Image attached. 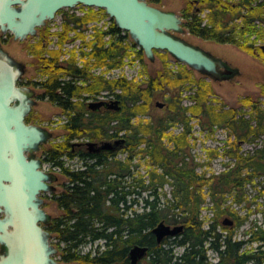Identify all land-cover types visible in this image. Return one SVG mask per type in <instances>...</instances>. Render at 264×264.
<instances>
[{
	"label": "trees",
	"instance_id": "1",
	"mask_svg": "<svg viewBox=\"0 0 264 264\" xmlns=\"http://www.w3.org/2000/svg\"><path fill=\"white\" fill-rule=\"evenodd\" d=\"M184 2L183 32L212 42L232 44L253 54L263 52L257 41L264 40V0ZM98 10L106 14L104 9ZM67 18L62 35L75 28L69 27V22L79 25L90 16ZM41 29L40 38L30 47V52L34 63L47 76L44 81L33 84L42 89L41 99H47L65 115L63 138L45 151V160L59 167L67 180L61 191L52 193L61 214L50 217L44 225L55 238L58 260L130 264L128 251L132 245L140 244L146 245L148 251L138 264H264V226L254 222L246 231V240L236 239L235 228L249 218L250 212L240 215L227 203L231 198L235 204H242L246 201L245 187L259 176L264 180V143L246 153L240 147L242 142L264 134V103L244 97L242 103L250 107L248 114L233 107L211 105V84L204 79H194L195 71L185 65L175 71L168 69L166 60L170 55L161 50H154L161 67L148 73L143 82L91 75L89 62L116 67L129 54L127 49L131 45L125 41L127 32L122 34L113 19L108 30L96 31L95 43L81 66L72 56L66 63H59L57 51L43 57L48 41L47 28ZM107 34L110 38L105 41L103 36ZM138 52L143 55L141 49ZM146 67L144 63V69ZM62 74L83 76L84 81L81 84L73 79L66 81ZM193 84L196 87L188 96L193 103L183 105L181 89H191ZM101 89L120 90L116 95L121 104L119 110L93 111L79 98L82 92ZM154 92L159 93L167 113L146 120L135 119L138 114L151 112L155 105L151 102ZM192 116H197L209 133L213 132V126H221L233 138L224 152L232 162L226 163L217 174L197 172V165L202 163L186 159ZM176 123L182 132L167 133ZM119 132L123 133L124 142L116 150L95 152L82 143L72 144L78 138L97 142L113 140ZM120 152L124 157L117 156ZM64 155L82 159L85 167L75 170L64 167ZM216 155L214 150L208 153L209 159ZM142 165L147 168L145 175L140 171ZM165 185L170 186L169 191L163 190ZM143 192H147V197L142 196ZM206 199L212 214L205 226L206 219L200 212ZM223 216L230 217L233 225H223L220 221ZM160 221L182 224L183 230L157 243L151 230ZM97 240L103 241L102 248L98 245L94 251L82 252V246ZM244 243H257V246L247 251L243 249ZM177 247L182 250L178 252ZM209 249L216 253L217 261H210Z\"/></svg>",
	"mask_w": 264,
	"mask_h": 264
},
{
	"label": "water",
	"instance_id": "2",
	"mask_svg": "<svg viewBox=\"0 0 264 264\" xmlns=\"http://www.w3.org/2000/svg\"><path fill=\"white\" fill-rule=\"evenodd\" d=\"M77 4L103 8L150 61L154 60V50H163L213 81L237 74L227 61L179 36L184 30L176 12L147 0H0V32L9 31L14 39H23L35 34L36 28L53 18L60 8ZM260 48L264 50V45ZM20 67L0 49V244L5 248L0 253V264H60L53 256L57 248L49 241L51 234L41 225L50 215L39 206L41 200L37 196L41 189L51 190L47 182L56 177L40 169L38 159H27L24 154L25 150H36L51 133L24 122L31 102L27 94L33 91L16 84L24 71ZM87 108L119 110L121 104L119 99L99 100L89 102ZM123 142V138L87 141L86 146L95 152L112 151ZM222 224L231 226L233 220L226 216ZM182 230V224L160 221L151 231L160 243L164 237ZM147 251L146 245H132L128 251L130 264H138Z\"/></svg>",
	"mask_w": 264,
	"mask_h": 264
},
{
	"label": "rangeland",
	"instance_id": "3",
	"mask_svg": "<svg viewBox=\"0 0 264 264\" xmlns=\"http://www.w3.org/2000/svg\"><path fill=\"white\" fill-rule=\"evenodd\" d=\"M156 6L164 9L170 10L177 13V15L182 19V10L185 6L184 0H160L159 3L155 4ZM59 11V10H58ZM66 16V17H65ZM84 17L90 16L87 21L82 22L78 25V28L74 31H69L66 35H62L64 21H67V17ZM55 19L48 25L50 30V38L47 42L49 44V48L52 51L59 52L58 62L64 63L67 57L75 56L79 61L81 58H78L81 48L82 38H84L85 42L95 40L96 31H104L112 24V19L109 18L106 14L104 15L98 9L93 8H74L73 10H63L59 11L55 15ZM111 19V20H109ZM47 26V27H48ZM77 26V23L69 22V27ZM48 28V29H49ZM76 36L80 37L75 38ZM179 36L184 38L187 41L194 43L195 45L200 46L201 48L209 51L213 55L222 58L227 61L232 67L237 69V74L228 79H222L219 81H212L207 76H202L199 72H194V79L200 78L208 81L213 89V93L209 95L211 97V105L224 107H233L236 108L237 111H242L245 114H248L250 111V107L242 103L244 97H250L253 100H260L261 103H264V50L263 52H256L255 54L243 51L238 49L236 46L227 43H217L208 40H204L195 36H192L188 33H179ZM30 38L25 39H14L12 34L7 32L0 33V49L3 52H6L17 64L23 66L24 73L22 76L23 80L28 81H41L44 79L45 75L40 67H38L33 60V57L30 56V53L27 51L28 46L30 44ZM103 39L106 41L107 37L104 35ZM39 39H37L34 43H36ZM126 43L130 46L127 49L129 54H126L124 58V63L128 64V69L130 70L133 65L134 69L137 71H129L130 78L136 79L140 81L142 78L146 77L147 73H153L157 69L161 67V61L158 55H154V60L150 61L148 58L143 55H139V47L133 43V41L125 40ZM260 42V43H259ZM33 43V44H34ZM257 43L264 44V40H258ZM32 44V45H33ZM88 51V50H83ZM167 67L171 69V71H175L183 67V64H179L178 62L173 61L171 57L167 60ZM144 63L147 64L146 71L144 70ZM34 92L41 93L42 89L32 87ZM196 84L192 85V88H183L181 89V96H183L182 104L190 105L192 104V100L188 97L193 93ZM158 92H154L152 95V104L155 101L163 102L160 100V96H158ZM167 95V94H166ZM150 113H144L136 115V118H141L143 120L148 119L151 116L158 117L163 116L167 113V108L162 106L152 105ZM33 112L38 115V119H42V126L46 127L50 133H52V137L42 145V149L45 151L51 147L54 143H58L64 136V129L62 127L64 123V115L60 108L51 104L50 102L38 99V105L33 108ZM199 118L197 116H192L189 124L191 125V131L188 135V142L190 147L187 149V154L189 156L186 157L187 160H193L194 162L202 163L201 165H197L196 171L202 172L205 171L206 175L211 173L217 174L224 169V165L226 163L232 162L231 158L225 154V150L228 149V142L232 141V136L229 135V132L226 128L221 126H213V132L209 133L206 128L198 122ZM171 133L172 135H176L182 132V128L179 124H173L168 128L167 133ZM170 134V135H171ZM264 143V134L260 135L255 140L245 141L241 143V151L244 153L253 151L256 147L262 145ZM210 150H214L217 152V155L211 159L208 157V153ZM41 151L38 152L40 155ZM125 154L120 152L117 154L118 157H123ZM69 158H64L63 162L65 163V167L76 169L80 166V161L76 158L73 160H67ZM45 166L47 163L44 160ZM49 164V163H48ZM48 168L58 176L57 180L53 184L55 187V192H59L62 190L64 183L67 182L66 178L61 175V172L58 169ZM140 171L145 175L147 168L145 165L140 167ZM264 180L262 176H259L254 179L252 184H248L245 187V195L246 201L242 204H235L231 198L227 201L230 203V207L237 211L240 215L244 214L246 211L250 212L249 218L240 226L235 228L234 237L236 239H244L246 240L247 235L246 231L257 222L264 226ZM165 191L170 190L169 185H165ZM51 194V193H50ZM147 192H143L142 196L147 197ZM169 196V195H168ZM151 199V198H149ZM143 201L140 200L139 205L142 206ZM210 203L208 199L202 204L200 215L205 217L206 223L208 224V219L210 217V213L208 207ZM44 209L50 215V217H57L61 214L59 208H57L56 203L50 197L45 198ZM225 216L221 217L220 221ZM219 231H222L221 228H218ZM51 242L55 243L54 236L51 238ZM102 240H97L92 244H86L82 246V252H85L89 249L94 251L95 247L100 245L102 248ZM55 245V244H54ZM257 243H244L243 249L247 251H253ZM178 252L182 250L181 247L176 248ZM57 253V252H56ZM55 253V254H56ZM208 256L210 257V261H217L216 253L212 250H208ZM57 260L59 256H54ZM59 261V260H58ZM60 264H82L76 261L64 262L60 261Z\"/></svg>",
	"mask_w": 264,
	"mask_h": 264
},
{
	"label": "flooded vegetation",
	"instance_id": "4",
	"mask_svg": "<svg viewBox=\"0 0 264 264\" xmlns=\"http://www.w3.org/2000/svg\"><path fill=\"white\" fill-rule=\"evenodd\" d=\"M56 14H57V12H56ZM66 17V16H65ZM50 23H51V21H50ZM49 21H47L46 23H45V25L44 26H42V27H46L47 28V38H46V40L48 41L49 40V38H50V33H49V30H50V28H49ZM48 26V27H47ZM41 26L40 27H37L36 28V32H35V34H33V35H29V34H27L26 35V37L25 38H30L29 40H30V44H29V46H28V49H27V51L30 53V56H32L33 57V54H32V52H30V47H32V44L37 40V39H39L40 38V34L42 33V28ZM49 28V29H48ZM24 38V39H25ZM47 47L49 48V44H47ZM47 47H45V50H44V53H43V57H49L50 56V53H51V51L52 50H50V49H48ZM58 58H59V55H58ZM61 64H64V63H62V62H60ZM20 68H22L23 69V66L22 67H20ZM98 68H100L101 69V71H100V73H96V69H98ZM109 69H111V67H108L106 64H104V65H101V66H96V65H94V63H90V71L92 72V74L93 75H96V76H101L102 77V71L103 70H109ZM23 73H24V71L23 72H21L20 74H19V76H18V79H17V84L20 86V87H25V88H29L30 90L32 89L29 85H31L32 87H36V88H39V86H38V84L37 85H34L33 83H36L35 81H28L27 79L26 80H23L22 79V76H23ZM97 74H99V75H97ZM65 76V80L66 81H69L70 79H73V80H76V82L75 83H81V81H82V79H84V77L83 76H79V75H75V76H70L69 74H62V78ZM61 78V79H62ZM81 79V80H80ZM103 89H101L99 92H82L81 93V95L82 96H87L88 98H97L98 96H100V97H103V98H108V97H111L112 96V92L111 91H109V90H105V91H102ZM95 95V96H94ZM94 96V97H93ZM27 97H28V99L31 101L30 102V109L28 110V112L24 115V122L26 123V124H33V125H36V126H39V127H41V128H43V129H46V127H44V126H42V119H38L39 117H38V115H36L34 112H33V108L35 107V106H37L38 105V99H41L40 98V96H39V93H36V92H34L33 91V93H29V94H27ZM43 99V98H42ZM45 99V98H44ZM43 99V100H44ZM17 102V101H16ZM157 103V102H156ZM160 103H162V105L164 104L163 102H160ZM47 130V129H46ZM48 141V140H47ZM46 141V142H47ZM46 142H42V143H40L39 145H38V148L36 149V150H25L24 151V154H25V156H26V158L27 159H29L30 157H33V158H35V159H38L39 161H40V165H39V167H40V169H44L43 167H44V160H45V158H46V154H45V150L44 149H42V145L43 144H45ZM39 151H41V153H40V155H38V152ZM46 161V160H45ZM43 171H45V170H43ZM58 178V177H57ZM57 180V179H56ZM55 180V181H56ZM55 181L53 180V181H51V180H49L47 183L51 186V190H44V189H41L39 192H38V194H37V196L40 198V204H39V206L46 212V210L44 209V202H45V198H52V193H54L55 192V187H54V183H55ZM51 193V194H50ZM43 224L44 223H41V225L43 226ZM5 251V248L0 244V253H2V252H4Z\"/></svg>",
	"mask_w": 264,
	"mask_h": 264
},
{
	"label": "built area",
	"instance_id": "5",
	"mask_svg": "<svg viewBox=\"0 0 264 264\" xmlns=\"http://www.w3.org/2000/svg\"><path fill=\"white\" fill-rule=\"evenodd\" d=\"M80 38V37H79ZM78 38V39H79ZM81 46H82V43H81ZM82 49L83 50H88V51H90L91 50V48L90 47H86V46H83L82 47ZM92 60L91 61H93V58H91ZM92 63V62H91ZM134 65H133V67L129 70L128 68V64H125V63H123L122 65H120V66H118V67H114V68H111V69H109V70H103L102 71V75L105 77V78H108V79H111V78H127V79H130V72L129 71H137V70H135L134 69ZM100 71H101V69L100 68H98V69H96V73H100ZM73 81H75V80H73ZM99 98H103V97H100V96H98Z\"/></svg>",
	"mask_w": 264,
	"mask_h": 264
},
{
	"label": "bare ground",
	"instance_id": "6",
	"mask_svg": "<svg viewBox=\"0 0 264 264\" xmlns=\"http://www.w3.org/2000/svg\"><path fill=\"white\" fill-rule=\"evenodd\" d=\"M90 79H91V78H90ZM80 80H81V79H80ZM82 80H83V79H82ZM90 82H91V81H90ZM86 92H87V91H86ZM98 92H99V91H98ZM94 96H95V95H94ZM94 96H93V97H94Z\"/></svg>",
	"mask_w": 264,
	"mask_h": 264
}]
</instances>
